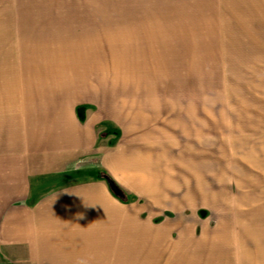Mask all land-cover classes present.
I'll use <instances>...</instances> for the list:
<instances>
[{"label": "rangeland", "instance_id": "1", "mask_svg": "<svg viewBox=\"0 0 264 264\" xmlns=\"http://www.w3.org/2000/svg\"><path fill=\"white\" fill-rule=\"evenodd\" d=\"M64 90L119 119L127 102L162 133L152 158L106 171L128 219L68 248L95 264H264V0H0V150L10 103Z\"/></svg>", "mask_w": 264, "mask_h": 264}, {"label": "crops", "instance_id": "2", "mask_svg": "<svg viewBox=\"0 0 264 264\" xmlns=\"http://www.w3.org/2000/svg\"><path fill=\"white\" fill-rule=\"evenodd\" d=\"M76 92H66L68 100H40L33 93L10 103L13 112L4 115L14 124L5 126L10 144L0 150V264L104 263L68 248L76 244L73 233H106L108 225L128 219L126 203L98 174H112L113 168L130 172L139 158H152L156 142L160 149L161 130L147 128L145 116L142 122L124 113L131 109L127 102L119 105V119L108 104L82 100ZM64 173L65 184H42L36 191V179ZM57 233L62 249H55Z\"/></svg>", "mask_w": 264, "mask_h": 264}, {"label": "water", "instance_id": "3", "mask_svg": "<svg viewBox=\"0 0 264 264\" xmlns=\"http://www.w3.org/2000/svg\"><path fill=\"white\" fill-rule=\"evenodd\" d=\"M111 189L117 194L119 195L120 197H124L125 194L124 192L121 190V188L111 179H108L107 180Z\"/></svg>", "mask_w": 264, "mask_h": 264}, {"label": "trees", "instance_id": "4", "mask_svg": "<svg viewBox=\"0 0 264 264\" xmlns=\"http://www.w3.org/2000/svg\"><path fill=\"white\" fill-rule=\"evenodd\" d=\"M98 177L101 178V179H104V180H106V181H107L108 179H111V180H112V178L110 177V175H109L106 171H104V170H101V171L99 172Z\"/></svg>", "mask_w": 264, "mask_h": 264}]
</instances>
